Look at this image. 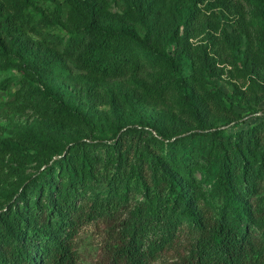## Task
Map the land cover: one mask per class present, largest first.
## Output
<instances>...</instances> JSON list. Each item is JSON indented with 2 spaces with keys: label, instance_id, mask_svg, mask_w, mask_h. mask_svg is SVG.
Returning a JSON list of instances; mask_svg holds the SVG:
<instances>
[{
  "label": "rangeland",
  "instance_id": "rangeland-1",
  "mask_svg": "<svg viewBox=\"0 0 264 264\" xmlns=\"http://www.w3.org/2000/svg\"><path fill=\"white\" fill-rule=\"evenodd\" d=\"M94 1L101 27L133 37L115 36L118 50L138 56L145 43L154 54L146 59L144 71L131 79L97 78L69 63L70 70L64 69L67 29L86 23V15H79L69 0H37L28 9L24 1L13 3V12L24 11L26 22L23 35L0 34V213L8 211L15 193L22 191L38 167L60 161L74 145L88 147L98 156V173L90 180L99 191L96 177L103 176L105 164L113 159L105 147L113 141V132L120 125H133L140 115L152 118L158 127L166 122L186 123L191 113L185 91L197 96L200 84L219 90L225 105L235 112L232 122L216 119L222 135L232 142L264 121V36L257 0ZM198 68L204 71L203 80L198 79ZM149 133L156 137L154 131ZM209 139L206 135L191 138L190 148L205 151L207 159L188 163L189 170L182 173L192 203L203 210L220 203L218 158L207 148ZM149 146L157 151V146ZM162 147L166 153L159 154L166 156V142ZM263 153L264 145L258 144L254 155L259 158ZM55 165L60 175L63 167ZM255 169L262 181L250 203L259 211L264 158ZM147 175L151 179L149 171ZM61 178L59 185L64 186ZM159 181L155 178L152 185ZM127 187L130 208L155 193L146 196L133 178ZM255 231L261 234L260 229ZM100 239L93 225L79 233V264H93Z\"/></svg>",
  "mask_w": 264,
  "mask_h": 264
},
{
  "label": "trees",
  "instance_id": "trees-1",
  "mask_svg": "<svg viewBox=\"0 0 264 264\" xmlns=\"http://www.w3.org/2000/svg\"><path fill=\"white\" fill-rule=\"evenodd\" d=\"M15 1H24L28 9L37 0H0V34L25 33V12H13ZM69 1L87 20L67 29L64 69L70 70L69 63L110 81L131 79L144 71L146 59L154 54L147 44L138 56L118 50L115 36L131 39L132 35L101 27L94 0ZM257 1L264 36V0ZM197 72L203 80V69ZM198 88L197 96L185 91L191 113L186 123L158 127L152 118L140 115L133 125H120L113 132V141L105 143L113 159L105 164L103 176L96 177L99 191L90 180L98 173L99 158L88 147L74 145L60 161L38 167L22 191L15 193L8 211L0 213V264H79L76 239L89 225L101 236L93 264H264V193L259 211L250 203L262 181L255 168L264 153L257 158L254 151L258 144L264 145V121L232 142L216 124V119L236 120L232 107L225 105L219 90L203 84ZM188 131L194 133L172 141ZM202 135L210 137L207 148L218 158L220 203L206 210L194 206L182 175L189 170L188 163L207 159L205 151L189 145L192 137ZM165 142L168 154L161 156ZM63 149L64 145L55 154ZM55 164L63 167L60 175ZM60 177L64 186L59 185ZM131 178L146 196L155 191L147 203L133 208L127 202ZM155 178L160 181L154 186Z\"/></svg>",
  "mask_w": 264,
  "mask_h": 264
}]
</instances>
